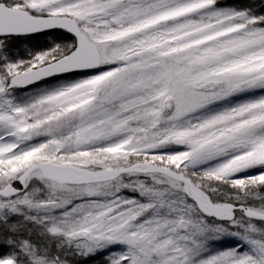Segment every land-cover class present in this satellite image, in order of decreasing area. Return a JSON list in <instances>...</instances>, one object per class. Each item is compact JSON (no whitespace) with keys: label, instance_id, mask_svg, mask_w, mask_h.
I'll return each mask as SVG.
<instances>
[{"label":"snow or ice","instance_id":"1","mask_svg":"<svg viewBox=\"0 0 264 264\" xmlns=\"http://www.w3.org/2000/svg\"><path fill=\"white\" fill-rule=\"evenodd\" d=\"M0 264H264V0H0Z\"/></svg>","mask_w":264,"mask_h":264}]
</instances>
